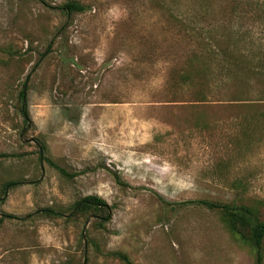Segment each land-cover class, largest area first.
<instances>
[{"label": "rangeland", "instance_id": "rangeland-1", "mask_svg": "<svg viewBox=\"0 0 264 264\" xmlns=\"http://www.w3.org/2000/svg\"><path fill=\"white\" fill-rule=\"evenodd\" d=\"M67 1L0 0V264H256L249 228L188 202L264 220V0Z\"/></svg>", "mask_w": 264, "mask_h": 264}, {"label": "trees", "instance_id": "trees-1", "mask_svg": "<svg viewBox=\"0 0 264 264\" xmlns=\"http://www.w3.org/2000/svg\"><path fill=\"white\" fill-rule=\"evenodd\" d=\"M63 12L66 14H71L74 12H84L87 10V6L76 1V0H70L64 3L62 6L59 7ZM207 55V54H206ZM204 56L203 60L206 62L205 65H207V62L211 63V59L213 57H206ZM200 57H198V60ZM223 69L224 73H226L227 76H230L232 74H236L237 72V65H238V59L233 56L231 59H225L222 58L221 62H223ZM201 62V60L199 61ZM261 64L263 62H260ZM221 65V64H219ZM203 70H207L208 66H203ZM260 67V65H258ZM197 71V70H196ZM259 75L262 74V72H258ZM264 75V73H263ZM183 79H190L189 73H184L182 75ZM26 86L27 82H24L23 89L20 91V100H21V114L23 115V120L25 124L30 123V115L28 106L26 103ZM264 100V99H261ZM43 148L45 149V146L43 145ZM52 167H54L56 170H58L62 175H67L70 177H74L77 175V173L69 174L65 168L57 164L55 161H53L49 157L44 158ZM112 174L116 181L119 184H122L121 176L118 172L112 171ZM17 181H10L7 184H5L4 192L6 191V188ZM188 203L202 206L208 209H215L219 210L225 220L230 224V226L234 229H237L238 227H245L249 228V235L248 240L251 243V245L256 250V264H263L264 256H263V243H264V220L261 218L260 210L257 206L254 205H248V204H230V203H222L219 201H212L208 199H198V200H191ZM88 210H95V211H101L102 216H105L102 220H107L109 218V206L107 202L101 198L98 195H87L83 197L82 199L78 200L74 205V213L77 214H83ZM99 217V216H98ZM103 218V217H102ZM3 218H0V229L3 224ZM242 235V234H241ZM244 236V235H242ZM114 255L121 258L123 261L128 262L129 260L124 254L115 252Z\"/></svg>", "mask_w": 264, "mask_h": 264}]
</instances>
